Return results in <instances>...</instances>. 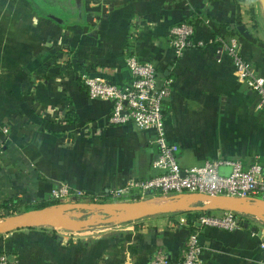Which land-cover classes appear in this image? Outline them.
<instances>
[{
    "label": "crops",
    "instance_id": "crops-1",
    "mask_svg": "<svg viewBox=\"0 0 264 264\" xmlns=\"http://www.w3.org/2000/svg\"><path fill=\"white\" fill-rule=\"evenodd\" d=\"M69 1L0 0V215L11 212L3 205L12 198L38 205L62 185L103 198L159 174L156 132L110 124L113 101L92 98L85 82L130 86L132 54L156 66L159 87L170 83L164 121L183 169L221 160L224 176L241 163L259 165L264 178V110L230 52L235 41L238 56L264 77L262 0ZM182 23L204 45L178 57L171 28ZM142 196L132 190L120 200ZM154 198L163 199H145ZM178 214L76 240L19 228L0 235V254L21 264H151L158 253L177 261L190 233ZM236 214L239 230L197 225L204 264H264V213Z\"/></svg>",
    "mask_w": 264,
    "mask_h": 264
},
{
    "label": "built area",
    "instance_id": "built-area-1",
    "mask_svg": "<svg viewBox=\"0 0 264 264\" xmlns=\"http://www.w3.org/2000/svg\"><path fill=\"white\" fill-rule=\"evenodd\" d=\"M172 45L178 57L188 49L202 47L204 43L194 38V27L182 23L171 28ZM230 52L234 56L236 66L250 89L258 95V108L264 110V77L257 76L248 63L237 54V43L233 41ZM127 67L132 75L130 86L121 88L113 83L98 78H86L92 98L111 99L114 108L109 115V123L125 125L132 123L138 129H153L156 132V144L160 152L153 163L159 171L154 177L131 181L129 184L110 193L109 197L120 200L132 190L147 197L178 199L187 194L200 193L211 196H232L241 199L264 201V178L258 177L261 167L257 164L244 169L241 163H233L232 173L224 176L220 166L225 161H209L203 166L183 169L178 160L179 147L171 143L166 134L163 114L164 99L170 95V83L159 87L156 66L150 61H144L137 55H128ZM1 160V152H0ZM53 198L64 202L74 197H85V193H73L67 185L59 186L52 192ZM222 213H203L196 219V224L204 227L235 231L242 228V221L237 214L229 209ZM184 215L180 224L187 225ZM200 232L196 228L190 231L183 256L177 261H170L163 253H158L151 264H204ZM0 264H21L11 259L7 254H0Z\"/></svg>",
    "mask_w": 264,
    "mask_h": 264
},
{
    "label": "water",
    "instance_id": "water-1",
    "mask_svg": "<svg viewBox=\"0 0 264 264\" xmlns=\"http://www.w3.org/2000/svg\"><path fill=\"white\" fill-rule=\"evenodd\" d=\"M262 1L264 3V0ZM204 200L208 201L207 205H194L196 202ZM243 200L245 199L232 196H211L193 193L155 206L143 205L137 201L131 202L130 200L60 202L59 204L22 212V214L7 220L5 223L0 224V235L19 229L25 225H46L56 222L63 226V221L67 217V214L74 210H85L100 214H116L123 217L122 221H134L159 215H173L192 211H209L217 206H222L223 209H229L236 213L252 216L264 213V201H261L263 203L259 205L247 206L242 202ZM90 224L91 222L84 223L81 227L79 226V229H85ZM66 226L71 227L73 224Z\"/></svg>",
    "mask_w": 264,
    "mask_h": 264
},
{
    "label": "rangeland",
    "instance_id": "rangeland-1",
    "mask_svg": "<svg viewBox=\"0 0 264 264\" xmlns=\"http://www.w3.org/2000/svg\"><path fill=\"white\" fill-rule=\"evenodd\" d=\"M56 1L60 2L61 7H63L64 5H71V1H69V4H68V0L67 1L66 0H56ZM64 8L66 9V7H64ZM60 9L57 8L58 11H61ZM72 20H73V18L70 19V21H72ZM107 200L118 201L117 198L113 199L112 197L110 198L108 196H105L103 198L91 197V196H89V197L79 196V197H74L71 199L69 198V199L65 200L64 202L67 203V202H77V201H107ZM134 201H135L134 199H131V202H134ZM171 201H172V199H167V198H163V199L154 198V199H143V200L140 199L137 202L139 204H143V205H160V204L171 202ZM246 201H249V200H246ZM206 203L207 202L202 201V202H198L196 205L202 206V205H205ZM22 212L23 211H21L19 213L9 212V213L0 215V224H3L7 220H9V219H11V218H13L19 214H22ZM174 215H179V214H174ZM165 216H171V215H159V216L146 218L144 220L150 221L151 219H155V217L159 218V217H165ZM122 219H123L122 216H119L116 214H100V213H95V212H90V211H85V210H74V211H70L67 214V217L63 221V224H64L63 226H61L59 223H56V222H54L52 224L33 225V226L46 227L47 229H52L54 231H57L61 235H65V237H67V239H72V237H73L74 240H76V239H81V237H85V238L86 237H88V238L93 237L97 234H100L102 230H104L106 228H112V227L116 226L117 224L123 225L125 223L140 222V220L122 221ZM104 221H106V222H104ZM87 222H91V224L87 228L82 229V230L79 229V226L81 227L82 224L87 223ZM68 224H73V226H71V227L66 226ZM29 226L30 225H25L21 228H25V227H29ZM81 235H83V236H81ZM2 254H6V253H2Z\"/></svg>",
    "mask_w": 264,
    "mask_h": 264
},
{
    "label": "trees",
    "instance_id": "trees-1",
    "mask_svg": "<svg viewBox=\"0 0 264 264\" xmlns=\"http://www.w3.org/2000/svg\"><path fill=\"white\" fill-rule=\"evenodd\" d=\"M136 199L140 200V198H136ZM60 202L61 201H59L57 199H54V200H51V201H48V202H44V203L35 205V204L26 203L25 201H23L22 199H19V198H12L10 201H8L7 203H5L3 206H4V208H6L7 210H9V211H11L13 213H19L21 211L26 212V211H30V210H34V209L46 207V206H51V205L59 204ZM210 212L211 211H192V212H186V213H184V215L188 219L187 227L189 228V230L190 231H193L194 229L197 228L196 219H197V217L200 214L210 213ZM173 216H174V214H173Z\"/></svg>",
    "mask_w": 264,
    "mask_h": 264
},
{
    "label": "bare ground",
    "instance_id": "bare-ground-1",
    "mask_svg": "<svg viewBox=\"0 0 264 264\" xmlns=\"http://www.w3.org/2000/svg\"><path fill=\"white\" fill-rule=\"evenodd\" d=\"M242 202H243L245 205H247V206L249 205V202L246 201V200H243ZM153 206H155V205H153Z\"/></svg>",
    "mask_w": 264,
    "mask_h": 264
}]
</instances>
